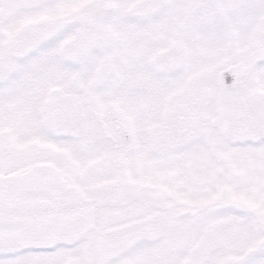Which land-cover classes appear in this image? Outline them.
Segmentation results:
<instances>
[{
    "label": "snow or ice",
    "instance_id": "obj_1",
    "mask_svg": "<svg viewBox=\"0 0 264 264\" xmlns=\"http://www.w3.org/2000/svg\"><path fill=\"white\" fill-rule=\"evenodd\" d=\"M0 264H264V0H0Z\"/></svg>",
    "mask_w": 264,
    "mask_h": 264
}]
</instances>
